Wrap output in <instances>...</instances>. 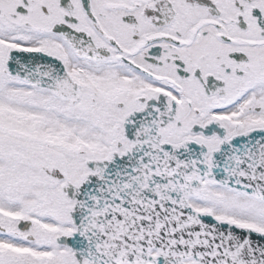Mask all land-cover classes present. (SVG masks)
<instances>
[{"label": "snow or ice", "instance_id": "6c2138e0", "mask_svg": "<svg viewBox=\"0 0 264 264\" xmlns=\"http://www.w3.org/2000/svg\"><path fill=\"white\" fill-rule=\"evenodd\" d=\"M0 264H264V0H0Z\"/></svg>", "mask_w": 264, "mask_h": 264}]
</instances>
